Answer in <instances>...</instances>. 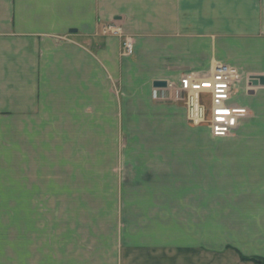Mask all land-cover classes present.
Here are the masks:
<instances>
[{"label": "crops", "instance_id": "obj_1", "mask_svg": "<svg viewBox=\"0 0 264 264\" xmlns=\"http://www.w3.org/2000/svg\"><path fill=\"white\" fill-rule=\"evenodd\" d=\"M111 23L134 40L132 55L123 54L121 36L102 34ZM217 61L236 67L245 79L264 76V0H0V128L15 121L21 137L34 139V123L36 128L39 122L80 123L74 126L78 133L69 135L81 144L93 139L102 144L111 135L104 133L110 120L115 137L123 132L124 155H133H125L123 164L133 165L139 185L154 194L160 186L158 193L166 197L168 173L159 155L165 161L168 149L142 139L152 131L147 123L185 124L189 129L174 147L182 210L200 177L208 188L223 186L224 202L234 203L225 204V213L235 217L229 233L240 235L233 246L264 256V85L247 89L245 79L236 85L231 103L250 113L221 139V147L190 144L200 128L216 138L206 125L189 122L183 102L153 99L168 92L154 81L178 84L184 74L208 76ZM132 127L141 133L134 135ZM135 138L143 145L130 146ZM98 146L94 153L102 154ZM86 152L93 153L92 147Z\"/></svg>", "mask_w": 264, "mask_h": 264}, {"label": "rangeland", "instance_id": "obj_2", "mask_svg": "<svg viewBox=\"0 0 264 264\" xmlns=\"http://www.w3.org/2000/svg\"><path fill=\"white\" fill-rule=\"evenodd\" d=\"M244 79L240 73L238 83ZM246 79L247 89H253L251 78L246 75ZM167 89L154 101L181 104L179 91ZM203 103L209 107V98L204 96ZM103 110L106 114V107ZM4 123L0 128V264H27L32 258L34 264L37 260L38 264H97L96 259L105 261L99 264H120L127 258L130 264H264V256L233 246L240 235L229 233L235 217L225 213V204L234 203L224 202L223 186L208 188L200 177V185L187 196V208L182 210L175 193L174 147L181 144V132L189 129L185 124L170 127L161 122L153 128L145 123L152 131L142 140L169 152L165 161L159 155L168 173L165 197L158 193L160 186L154 194L151 187L139 185L133 165L123 164L126 140L122 131L114 136L110 120L105 121L104 133L111 135L103 137L102 144L100 139L81 144L69 135L78 133L74 126L80 123L39 122V128L34 123V139L31 134L21 137L22 127L15 121ZM132 129L134 135L142 131ZM200 131L190 144L224 145L223 138L212 139L207 128ZM96 145L103 148L102 154L94 153ZM90 147L93 153L88 154ZM153 156L157 157L150 155L152 160ZM161 160L156 166L163 168ZM144 212L148 216L142 217Z\"/></svg>", "mask_w": 264, "mask_h": 264}, {"label": "built area", "instance_id": "obj_3", "mask_svg": "<svg viewBox=\"0 0 264 264\" xmlns=\"http://www.w3.org/2000/svg\"><path fill=\"white\" fill-rule=\"evenodd\" d=\"M102 34L121 36L123 54H133L132 37L124 35L115 23L104 26ZM239 80L240 72L236 67L217 63L210 75L196 77L186 74L178 84L169 83L168 88L177 89L181 94L180 100L186 107L189 122L206 125L213 137L225 138L248 114L246 107L231 103ZM204 96L210 100L209 107L203 103Z\"/></svg>", "mask_w": 264, "mask_h": 264}, {"label": "water", "instance_id": "obj_4", "mask_svg": "<svg viewBox=\"0 0 264 264\" xmlns=\"http://www.w3.org/2000/svg\"><path fill=\"white\" fill-rule=\"evenodd\" d=\"M168 82L167 81H161V80H157L154 81L153 85L156 88H167L168 87ZM251 84L252 85H264V76H253L251 77Z\"/></svg>", "mask_w": 264, "mask_h": 264}, {"label": "trees", "instance_id": "obj_5", "mask_svg": "<svg viewBox=\"0 0 264 264\" xmlns=\"http://www.w3.org/2000/svg\"><path fill=\"white\" fill-rule=\"evenodd\" d=\"M263 262H261V261H258V264H262Z\"/></svg>", "mask_w": 264, "mask_h": 264}]
</instances>
